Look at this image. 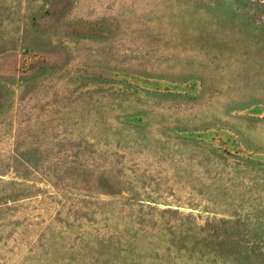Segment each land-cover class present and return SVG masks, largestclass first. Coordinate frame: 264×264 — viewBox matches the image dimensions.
Returning a JSON list of instances; mask_svg holds the SVG:
<instances>
[{"label":"rangeland","instance_id":"rangeland-1","mask_svg":"<svg viewBox=\"0 0 264 264\" xmlns=\"http://www.w3.org/2000/svg\"><path fill=\"white\" fill-rule=\"evenodd\" d=\"M0 264H264V0H0Z\"/></svg>","mask_w":264,"mask_h":264}]
</instances>
